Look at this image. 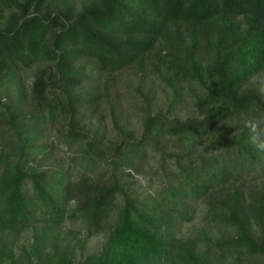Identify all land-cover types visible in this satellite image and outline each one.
Returning a JSON list of instances; mask_svg holds the SVG:
<instances>
[{
	"label": "trees",
	"instance_id": "1",
	"mask_svg": "<svg viewBox=\"0 0 264 264\" xmlns=\"http://www.w3.org/2000/svg\"><path fill=\"white\" fill-rule=\"evenodd\" d=\"M32 67L27 119L3 88L15 83L24 99L19 77ZM125 71L150 72L173 93L167 111L144 95L140 138L118 127L114 107L118 134L93 123ZM187 87L195 114L180 118L172 109ZM0 109L15 136L0 152V259L13 261L9 237L32 226L34 264H264V152L245 127L264 117V0H0ZM55 124L81 147L78 176L30 164ZM168 136L188 149L162 145L174 177L143 196L126 169L139 173L149 145ZM199 202L205 224L178 236ZM66 220L107 230L102 249L74 259L84 242Z\"/></svg>",
	"mask_w": 264,
	"mask_h": 264
},
{
	"label": "rangeland",
	"instance_id": "2",
	"mask_svg": "<svg viewBox=\"0 0 264 264\" xmlns=\"http://www.w3.org/2000/svg\"><path fill=\"white\" fill-rule=\"evenodd\" d=\"M35 69L36 67H32L20 73L19 81L21 80L22 83L21 89L24 94V99H19L15 83L6 84L3 88V102L18 105L19 113L21 115H27V119H29V112L32 110L27 91L29 92L30 90ZM144 75L145 77H141ZM192 87L195 89V84H192ZM190 89V87L184 89V97L173 106V115L176 114L180 118H184L195 114L192 97L188 92ZM113 91V95L111 96L112 103L109 104L107 100H104L100 105L98 114L93 119L94 125L100 127L107 137H114L118 134V129L111 113V107H114L116 111L118 127L133 130L135 136L140 138L144 127V115L146 114L142 109L146 105L144 95L153 99L152 109L154 111H167L169 104L173 101V93L171 90L150 72L138 73L136 76L131 71L123 72ZM0 111H3V109H0ZM12 133L8 131L7 125L0 123V152L5 149L9 150L12 145L15 146V136ZM37 143L42 145V148L38 154L32 156L36 160L31 161L30 164L34 167L37 166L40 170L48 169L50 173H53L57 169H69L71 173L78 176L77 162H80L79 152L81 147L78 144L68 143L59 125L47 126V129L37 139ZM163 144L167 146L164 149L169 151L186 152L188 149L187 144L181 143L177 138L168 136L162 139L158 148L154 147V145H149L145 152V164H143L139 173L129 168L126 169V172H130L131 174L124 177L128 187L141 193L143 196L153 194L154 192L156 193L158 190L163 189L165 184H167L166 181L174 177L175 166L172 164L173 160L167 159V157L162 159L163 150L160 148ZM200 147L201 149H211L213 151L215 147L217 148V145L211 142L208 144L203 143ZM104 169L100 168L101 171ZM28 188L30 190V187ZM72 204H75V202L72 201L70 205L72 206ZM205 210V205L199 202L193 219L177 225L176 230L178 236H189L196 228L203 226L205 224ZM64 227L80 231L78 237L80 240H83L84 244L83 247L78 244L73 248L72 257L76 260H82L87 255L101 250L108 234V231L105 229L90 233L86 227L81 225V221L74 222L72 220H66ZM33 233L34 228L31 226L19 234H11L8 248L12 252L13 261L8 258H2L0 259V264L36 263L37 259L32 254ZM46 253H48V250ZM241 260L243 264H263L260 256L242 255ZM228 261H231V259Z\"/></svg>",
	"mask_w": 264,
	"mask_h": 264
},
{
	"label": "clouds",
	"instance_id": "3",
	"mask_svg": "<svg viewBox=\"0 0 264 264\" xmlns=\"http://www.w3.org/2000/svg\"><path fill=\"white\" fill-rule=\"evenodd\" d=\"M249 129V140L257 151L264 152V117L246 121Z\"/></svg>",
	"mask_w": 264,
	"mask_h": 264
}]
</instances>
